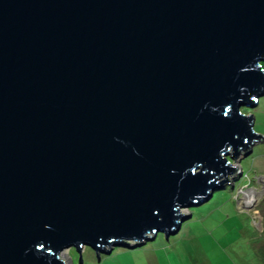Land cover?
<instances>
[{"label": "water", "instance_id": "1", "mask_svg": "<svg viewBox=\"0 0 264 264\" xmlns=\"http://www.w3.org/2000/svg\"><path fill=\"white\" fill-rule=\"evenodd\" d=\"M264 0H0V264L180 231L264 145Z\"/></svg>", "mask_w": 264, "mask_h": 264}, {"label": "rangeland", "instance_id": "2", "mask_svg": "<svg viewBox=\"0 0 264 264\" xmlns=\"http://www.w3.org/2000/svg\"><path fill=\"white\" fill-rule=\"evenodd\" d=\"M242 111L254 115L255 130L264 136V96ZM229 159L242 170L232 191L215 189L200 206L183 208L190 218L169 241L159 235L133 248L113 247L109 254L100 253L99 261L96 250L85 245L82 263L72 247L62 258L67 264H264V145L240 160ZM192 210L200 212V219L190 224Z\"/></svg>", "mask_w": 264, "mask_h": 264}, {"label": "trees", "instance_id": "3", "mask_svg": "<svg viewBox=\"0 0 264 264\" xmlns=\"http://www.w3.org/2000/svg\"><path fill=\"white\" fill-rule=\"evenodd\" d=\"M264 65V64H263ZM230 160V159H229ZM231 161V160H230ZM193 211V210H192ZM198 211H200V210H198ZM193 213V215H192V218L190 219V220H188L189 222H190V224L192 223V222H195V220H199L200 218H198L199 216L198 215H200V212H195V211H193L192 212ZM196 218V219H195ZM193 220V221H192ZM186 223H188V222H186ZM185 223V224H186ZM197 223V222H196ZM182 226H184V223H183V225ZM159 235H164L165 237H166V235L164 234V233H160ZM159 235L157 236V238L159 237ZM170 237H172V235L170 236ZM170 239V238H169ZM157 240V239H156ZM155 240V241H156ZM79 256H80V254H79Z\"/></svg>", "mask_w": 264, "mask_h": 264}, {"label": "bare ground", "instance_id": "4", "mask_svg": "<svg viewBox=\"0 0 264 264\" xmlns=\"http://www.w3.org/2000/svg\"><path fill=\"white\" fill-rule=\"evenodd\" d=\"M260 101V100H259ZM254 195H252V197H253ZM250 199H251V197L248 199V202H250Z\"/></svg>", "mask_w": 264, "mask_h": 264}]
</instances>
